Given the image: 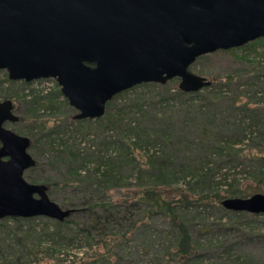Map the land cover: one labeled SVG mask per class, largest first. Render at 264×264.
<instances>
[{
    "label": "water",
    "instance_id": "1",
    "mask_svg": "<svg viewBox=\"0 0 264 264\" xmlns=\"http://www.w3.org/2000/svg\"><path fill=\"white\" fill-rule=\"evenodd\" d=\"M264 38V0H0V70L11 81L54 78L74 119L101 117L116 94L178 78L183 92L211 85L189 66L200 56ZM0 102V219L64 221L72 209L29 182L30 139L5 128ZM231 211L264 214V193L229 197Z\"/></svg>",
    "mask_w": 264,
    "mask_h": 264
},
{
    "label": "trees",
    "instance_id": "2",
    "mask_svg": "<svg viewBox=\"0 0 264 264\" xmlns=\"http://www.w3.org/2000/svg\"><path fill=\"white\" fill-rule=\"evenodd\" d=\"M261 40L264 38L256 39L240 48H247ZM234 49L239 47L217 50L212 55ZM210 56L208 54L198 57L189 68ZM259 66L264 68V64L259 63ZM149 84L156 85L142 83L139 86ZM136 86L116 94L108 101L101 117L75 119V124L70 119L62 122V126L57 124L55 129H46L39 119L40 111L55 108L52 94L39 91L27 94L32 118L26 132L31 139L29 148L46 150L49 159L60 170H64L61 172V183L79 192L81 199L68 207L72 209V213L64 221L43 216L0 219V255L3 257V264H22L20 259L23 257H14V251H27L30 254L27 256L36 257L39 252L37 246L42 242L49 243L48 250L56 252L76 241H85L87 247L79 245V255L58 264H111V250L128 234L127 230H122L123 223L131 221V227L136 224L134 217L129 214L131 205L134 204H139L144 211L146 209L150 218L159 214L168 221L174 241L173 250L169 253L172 257L171 264H188L200 259V254L197 253V245L192 240L180 211L190 204L197 206L206 200L214 201L219 206L222 196L218 193H191L188 191L192 186L191 182L186 185L188 190L182 187L172 188L181 178H186L188 173L184 168L185 163H191L195 168L190 171V180L195 181V184L207 183L214 172L224 167L241 165L240 159L249 156L261 162L258 167L259 174L254 176L258 186L259 183L264 185V89H244L251 91L253 97L257 93L262 95L257 100L252 101L250 98L242 102L237 98L239 89H234L238 91L237 95L233 92L225 94L221 85H213L211 81L209 87L197 92H183L179 88L159 89L160 100L151 102L144 96H129L128 93L135 91L133 88ZM198 95V102H194V97ZM157 108L162 111H157ZM131 109L141 120L126 121L124 115ZM180 117L185 119L182 130L177 132L168 128L171 121ZM69 126L74 129L71 130ZM69 132L74 140L76 136L85 139L91 135V144L80 148L70 142L69 138L61 136V133ZM143 146H152L155 150L147 154L145 165L140 169L142 174L145 173L147 182L141 181L137 184L138 189L134 193L137 196L136 201L130 205L127 201L112 199L90 201L94 192L113 189L119 184L126 166L132 165L128 158L132 156V152ZM253 146L255 150L249 151L248 156L243 154V148L250 149ZM109 148L117 153H108ZM40 151H36V157H39ZM222 175L226 176V171ZM232 180L234 184L225 183L228 188L224 197L243 196L241 184L236 178ZM45 185L49 194L50 184L46 182ZM81 212L90 219V225L85 226L84 223L72 219L75 213ZM36 220L44 221L45 227L34 226L33 222ZM100 224L103 227L99 228ZM112 229H116L117 233H112ZM96 240L101 243L98 249L92 248V244L96 245Z\"/></svg>",
    "mask_w": 264,
    "mask_h": 264
},
{
    "label": "rangeland",
    "instance_id": "3",
    "mask_svg": "<svg viewBox=\"0 0 264 264\" xmlns=\"http://www.w3.org/2000/svg\"><path fill=\"white\" fill-rule=\"evenodd\" d=\"M250 46L247 48L239 47V49L226 53L218 52L213 55L210 53V57L199 60L189 70L192 73L204 76L209 81H212L213 85L215 83L221 85L225 94L236 93L234 95H237L238 91L234 89H239L240 94L237 95V98L242 102L250 98L252 101L257 100L258 97H261V93H257L253 97L254 94L251 91L248 92L244 89H264V68L259 66V63L264 64V40ZM178 83L179 79L174 78L165 84L138 85L133 88L136 89L135 91H131L128 94L130 97L144 96L154 102L158 101V99L160 100L161 91L159 89L173 90L178 88ZM38 91L44 94L51 93L55 107L53 110L40 111L41 117L39 119L42 120L46 129H55L57 124L62 126V122L70 119L74 121V124L76 123L75 119L72 118L76 111L68 104L67 99L60 92V86L54 78L38 79L30 82H24L23 80L10 81L7 72L1 70L0 102L5 101V97L10 98L14 105V114L20 118L15 123L6 122L5 126L7 128L20 135L29 137L26 132L32 118L27 94ZM199 98L200 95L194 97L193 101L198 102ZM157 111L162 110L157 108ZM126 113L124 115L126 121L131 119V121H134V119L141 120L140 116L135 114L132 109L127 110ZM184 122L185 119L181 117L175 118L168 124V128L178 132L182 130ZM69 128L71 130L74 129L73 126H69ZM70 134V132L61 133V136L69 138L70 142H74L80 148L91 144V135L85 139L76 136L74 140ZM254 147L250 149L243 148V154L247 155L249 151H254ZM38 150L41 151L37 152L39 157H36L35 153ZM154 150L152 146L137 148L132 152V156L128 158L129 163L135 165V167L132 168V165H127L123 171L121 181L115 188L102 190L103 192H94L90 201L112 199L127 201L129 205L134 203L137 199L134 194L138 189L137 184L141 181L147 182L145 173L142 174L140 169L145 165L147 154H151ZM28 152L33 158H36L38 164L24 172V178L27 181L43 184L48 182L50 184L48 191L50 199L63 208H68L72 203L81 199L79 192L73 190L71 186L61 183V172L64 170H60L58 165L49 159V154L46 150L29 148ZM108 153L114 154L117 151L109 148ZM240 160L241 165L224 167L220 171L214 172L212 179L208 180L207 183L198 182L196 184L195 181L190 180L192 177L190 171L195 168L191 163H185L184 168L188 173L186 178H181L172 188L182 187L187 189V183L191 182L192 186L189 190L187 189L191 193H218L222 196V200L226 198L224 195L228 188L225 183L234 184L232 179L236 178L241 184L240 187L244 193L241 197H248L254 193H264V185L259 183L258 186L254 176L259 174L258 171H260L258 169L261 164L259 159H251L248 156ZM225 171L227 175L223 176L222 173ZM131 207L129 214L130 217H134L136 224L131 227V221L123 223L124 227L122 230H127L128 234L125 235L122 242L115 245L111 250L109 257L111 264H171L172 257H170L169 253L173 250L174 241L171 238L168 221L159 214H155L150 218L146 214V209L144 211V208L139 204L131 205ZM232 212H235V214ZM245 213L247 212L225 209L221 204L218 206L216 202L211 200H206L197 206L190 204L184 207L180 214L188 225L192 240L198 248L197 253L200 254V259L191 261L188 264H264V236H262L264 234V214H255L257 216L254 217L252 216L254 214L248 213L250 214L248 215ZM72 219L81 224L84 223L85 226L91 224L90 219L82 212L75 213ZM33 223L36 227H45L42 220H36ZM98 227H103V225L100 224ZM112 233H117V230L112 229ZM95 243L96 245L92 244V248L98 249L101 243L97 242V240ZM79 245L87 247L85 241H76L69 247L51 252L47 248L49 243L42 242L40 246H37L39 247V252L36 257L27 256L29 254L27 251H14V257L22 256L23 259H20L22 264H58L62 260L70 261L75 255H79L81 252L78 248ZM0 264H3L1 255Z\"/></svg>",
    "mask_w": 264,
    "mask_h": 264
},
{
    "label": "flooded vegetation",
    "instance_id": "4",
    "mask_svg": "<svg viewBox=\"0 0 264 264\" xmlns=\"http://www.w3.org/2000/svg\"><path fill=\"white\" fill-rule=\"evenodd\" d=\"M0 71H1V70H0ZM10 81H11V80H10ZM5 100H10V98L5 97ZM10 101H11V100H10ZM11 103H12V101H11ZM12 112L15 113V112H14V105H13V103H12ZM6 122H9V121H5V122L3 123V126H4L5 128H7V127L5 126V123H6Z\"/></svg>",
    "mask_w": 264,
    "mask_h": 264
}]
</instances>
